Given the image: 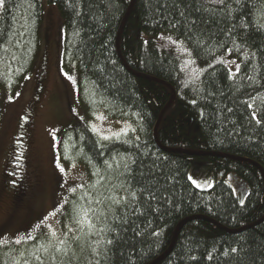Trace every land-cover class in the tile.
Instances as JSON below:
<instances>
[{"label":"trees","instance_id":"16d2710c","mask_svg":"<svg viewBox=\"0 0 264 264\" xmlns=\"http://www.w3.org/2000/svg\"><path fill=\"white\" fill-rule=\"evenodd\" d=\"M47 1L63 17L64 61L78 65L89 120L102 111L133 129L105 139L79 123L61 135V160L82 164L91 177L96 200L75 191L66 206L69 218L94 225L91 243L75 259L45 240L0 243V264H152L188 219L156 264H264V0ZM42 13L43 0L0 5L1 91L15 92L32 73ZM163 34L182 40L203 67L196 81L183 78L178 54L159 42ZM224 59L238 63L236 74ZM46 61L44 54L8 149L3 184L15 197L27 188ZM197 162L236 174L248 185L245 201L223 180L198 188L190 178Z\"/></svg>","mask_w":264,"mask_h":264},{"label":"rangeland","instance_id":"374dc122","mask_svg":"<svg viewBox=\"0 0 264 264\" xmlns=\"http://www.w3.org/2000/svg\"><path fill=\"white\" fill-rule=\"evenodd\" d=\"M42 17L40 52L32 73L15 92L0 90V243L16 241L18 245H23L33 240L29 237H33L42 242L55 243L59 251L67 250L75 259L86 247L87 241L91 243L88 238L91 229L86 222L74 216L68 217L67 202L75 191L81 193V198L85 197L92 202L96 196L91 193L88 169L80 163L66 164L61 160L58 152L61 135L79 123H88L103 137L125 134L133 126L128 121L110 119L102 111H99L95 119L89 120L86 106L78 95V65L76 62L64 61L63 17L58 7L49 4L47 0H43ZM47 39L50 40L49 46ZM159 42L178 54L183 78L196 81L200 77L203 67L197 63L182 40L163 34ZM44 54L48 57L47 78L35 104L29 132L26 151L27 188L23 195L15 197L17 194L7 190L8 184H3V173L9 145L25 108L35 94ZM224 62L231 74H236L238 63L234 59H224ZM190 178L203 190L212 188L217 180H223L233 188L242 203L249 190L248 185L236 174L226 171L210 173L200 162L191 168Z\"/></svg>","mask_w":264,"mask_h":264},{"label":"water","instance_id":"95a60500","mask_svg":"<svg viewBox=\"0 0 264 264\" xmlns=\"http://www.w3.org/2000/svg\"><path fill=\"white\" fill-rule=\"evenodd\" d=\"M133 6H134V1H133V3L131 4V6H130V8H129V10H128V12H127V14H126L124 20H123V23H122V26H121V29H120V32H119V36H121L122 33H123V30H124V28H125V25H126V22H127V20H128V17H129V15H130V13H131V11H132V9H133ZM118 44H119V42H118ZM118 44H117V45H118ZM46 62H47V61H46ZM45 66H46V64H45ZM154 80L158 81L157 79H154ZM171 90H172V100H171V102H172V101L174 100V98H175V92H174V90H173L172 87H171ZM42 91H43V87H41L40 90H39L38 98H40ZM169 106H170V104L167 106V108H168ZM164 112H165V111H163V114H164ZM24 119L26 120V119H27V116L24 117ZM155 133H156V129H155ZM189 154H191V155H198V156L213 155L212 153H207V152H198V153L195 152V153H189ZM187 221H189V219L183 221V222L177 227V230H176V232H175V236H174V239H173V243H172V246H171V248L169 249V251L166 252L162 257H160V258H158L156 261H154L152 264H156V263L159 262L162 258H164L166 255H168V253H170V251L172 250V248L174 247V245H175V243H176V241H177V238H178V235H179V232H180L182 226H183Z\"/></svg>","mask_w":264,"mask_h":264},{"label":"snow or ice","instance_id":"6c2138e0","mask_svg":"<svg viewBox=\"0 0 264 264\" xmlns=\"http://www.w3.org/2000/svg\"><path fill=\"white\" fill-rule=\"evenodd\" d=\"M218 2L219 3H223V0H218ZM3 4V0H0V5H2ZM238 67V66H237ZM108 137H105V139H107ZM199 186V185H198ZM73 191H75V189H73ZM131 195L132 196H135L136 194L133 192V193H131ZM119 201H117V203H118ZM85 222H87L88 224H89V226L90 227H94V225H92V223H91V221H88L87 220V217L85 216ZM30 239H34L33 237H29ZM107 243L108 244H111L112 243V241L111 240H108L107 241Z\"/></svg>","mask_w":264,"mask_h":264},{"label":"bare ground","instance_id":"6f19581e","mask_svg":"<svg viewBox=\"0 0 264 264\" xmlns=\"http://www.w3.org/2000/svg\"><path fill=\"white\" fill-rule=\"evenodd\" d=\"M50 45V40L49 39H47V46H49Z\"/></svg>","mask_w":264,"mask_h":264},{"label":"flooded vegetation","instance_id":"af4514ba","mask_svg":"<svg viewBox=\"0 0 264 264\" xmlns=\"http://www.w3.org/2000/svg\"><path fill=\"white\" fill-rule=\"evenodd\" d=\"M46 64V66L45 67H47V62L45 63ZM25 111V110H24ZM24 113V112H23ZM22 116H23V114H22ZM22 116H21V118H22ZM21 120V119H20ZM20 122V121H19Z\"/></svg>","mask_w":264,"mask_h":264}]
</instances>
